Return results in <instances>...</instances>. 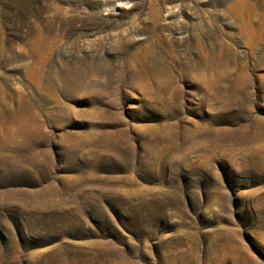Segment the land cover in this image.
<instances>
[{
  "label": "rangeland",
  "instance_id": "374dc122",
  "mask_svg": "<svg viewBox=\"0 0 264 264\" xmlns=\"http://www.w3.org/2000/svg\"><path fill=\"white\" fill-rule=\"evenodd\" d=\"M233 1L0 0V264H264V22Z\"/></svg>",
  "mask_w": 264,
  "mask_h": 264
},
{
  "label": "bare ground",
  "instance_id": "6f19581e",
  "mask_svg": "<svg viewBox=\"0 0 264 264\" xmlns=\"http://www.w3.org/2000/svg\"><path fill=\"white\" fill-rule=\"evenodd\" d=\"M158 13V8L152 11V21L157 20ZM226 13L233 21L241 23L245 37L253 38L258 42L259 35L263 30L264 3L257 0H234L232 4L227 6ZM211 59L212 61L217 60L212 52L199 53L198 62L200 66L210 63Z\"/></svg>",
  "mask_w": 264,
  "mask_h": 264
}]
</instances>
